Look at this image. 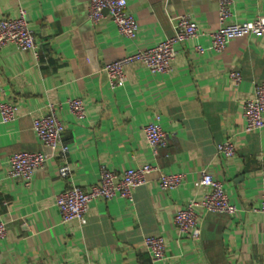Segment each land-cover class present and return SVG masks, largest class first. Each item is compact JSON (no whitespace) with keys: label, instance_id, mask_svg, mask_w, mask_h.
I'll return each instance as SVG.
<instances>
[{"label":"crops","instance_id":"0c3cea01","mask_svg":"<svg viewBox=\"0 0 264 264\" xmlns=\"http://www.w3.org/2000/svg\"><path fill=\"white\" fill-rule=\"evenodd\" d=\"M28 12L38 44L32 51L9 44L0 49V104L19 106L17 118L0 114V264H151L144 238L160 235L166 259L160 264H264V128L246 132L244 103L264 81V33L231 40L223 53L211 48L218 30V0H128L139 23L136 40L123 37L108 18L88 19V0H0V20ZM230 22L264 18V0H234ZM191 14L207 35L177 46L170 74H152L141 61L126 66L127 80L113 89L106 64L156 46L172 36L179 18ZM197 46L204 48L198 52ZM238 71L236 85L230 74ZM81 98L86 118L77 120L68 100ZM55 106L70 146L69 179L62 161L49 157L30 187L8 176L18 152H47L34 132V120ZM159 117V120L157 119ZM158 121L169 146L158 155L143 128ZM232 140L236 155L226 158L217 145ZM182 174L183 184L164 191L151 176L134 191V201L96 200L88 222L64 223L56 197L71 183L82 188L99 182L103 166L119 174L143 165ZM224 183L235 216L198 208L199 240L180 233L175 216L191 199L201 201L202 171Z\"/></svg>","mask_w":264,"mask_h":264},{"label":"built area","instance_id":"2783aa9c","mask_svg":"<svg viewBox=\"0 0 264 264\" xmlns=\"http://www.w3.org/2000/svg\"><path fill=\"white\" fill-rule=\"evenodd\" d=\"M234 0H218L220 27L208 34L211 37V48L223 53L231 40L235 38L260 35L264 33V18L258 17L248 22H230L233 17L232 6ZM110 18L116 25L118 32L130 40H136L139 33V23L129 10L128 0H88V19L98 24ZM207 35L191 14H184L177 22L172 36L167 37L154 47L139 49L124 58L108 63L103 70L108 77L110 86L115 89L123 86L127 80L125 68L134 61H141L152 74H170L173 71V62L178 54L177 46L190 40ZM14 44L20 50L32 51L38 57V44L35 33L31 29L28 12L19 8L15 18L0 20V49ZM198 52H203L202 46H197ZM231 80L239 85L243 81L240 72L230 74ZM71 114L77 120L86 118L84 100L74 98L68 100ZM244 118L246 132L253 133L264 128V81L255 84L254 96L244 103ZM19 106L12 102L0 104V114L4 123L17 118ZM159 120V117H157ZM34 132L42 145L50 152H18L11 156L8 167V176L18 180L26 187L33 183L35 174L45 167L49 157H59L62 166L59 169L60 177L69 179L72 169L67 163L70 146L64 141L66 126L57 113L54 105L48 106L44 115L36 118L33 123ZM143 132L152 152L158 155L161 149L169 146V136L158 121L144 126ZM217 153L226 158L236 155V146L232 140H226L217 145ZM157 175L159 186L164 191L179 188L184 181L182 174L164 173L158 166L143 165L126 170L119 174L103 166L99 182L89 188H82L71 183L68 189L56 197V205L60 210L64 223L77 221L80 225L88 222L90 206L96 200L110 201L123 198L134 201V191L149 184L151 176ZM198 187L205 188L206 193L201 201L191 199L175 216V223L182 234H188L192 239L199 240L202 234L197 209L201 208L211 214H225L235 216L238 207L234 204L226 191L222 181L215 179L206 170L202 171ZM258 211L264 213V195ZM7 233L6 223L0 221V238ZM146 248L151 254V264H160L166 259V241L160 235H150L144 238Z\"/></svg>","mask_w":264,"mask_h":264}]
</instances>
